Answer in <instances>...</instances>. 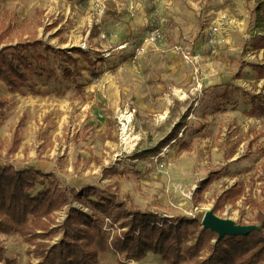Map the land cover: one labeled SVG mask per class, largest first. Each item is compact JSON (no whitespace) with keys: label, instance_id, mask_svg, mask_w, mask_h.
Masks as SVG:
<instances>
[{"label":"rangeland","instance_id":"374dc122","mask_svg":"<svg viewBox=\"0 0 264 264\" xmlns=\"http://www.w3.org/2000/svg\"><path fill=\"white\" fill-rule=\"evenodd\" d=\"M256 8L257 0H0V31L12 26L4 44L41 39L53 48L23 89L10 94L1 83L0 96L9 98L12 124L26 116L25 143L63 184L117 182L143 208L202 220L240 182L242 197L217 214L254 223L247 198L264 202V116L250 113L264 84L248 65L264 62V47H253ZM61 50L77 60L75 80L64 77L74 65ZM175 128L178 137L159 152L133 157ZM217 172L196 203L199 183ZM73 205L89 210L77 196ZM0 247V264L39 261L16 232L0 233ZM100 264L165 262L151 252L140 261L107 253Z\"/></svg>","mask_w":264,"mask_h":264},{"label":"trees","instance_id":"16d2710c","mask_svg":"<svg viewBox=\"0 0 264 264\" xmlns=\"http://www.w3.org/2000/svg\"><path fill=\"white\" fill-rule=\"evenodd\" d=\"M257 16L261 34L254 36V49L264 47V0H257ZM12 32V26L0 31V82L10 92L23 89L30 74L38 69L41 61L48 62V52L53 50L41 39L19 40L4 44ZM43 46V53L38 49ZM72 51L86 55L80 47ZM64 55L69 54L61 50ZM73 68H64V77L75 80L81 75L77 60L72 56ZM90 63L92 59L88 57ZM257 80L264 79V62H250ZM46 75L57 76L51 68H45ZM40 75L41 72H38ZM252 115L264 116V102L259 94L253 95ZM9 99L0 97V117L6 114ZM26 116L20 117L9 141L0 139V233L20 234L39 261L27 264H100L107 253L118 255L119 260L140 261L148 253L159 255L165 264H264V202L247 198L257 210L254 223L259 229L250 233L218 234L202 226L201 218L195 216L164 215L150 207H141L129 195L122 192L121 185L100 188L83 186L80 190L63 184L53 172H45L34 165L16 168L9 161L22 142ZM158 146L136 152L140 158L157 153L177 138V128ZM189 146L183 144L182 148ZM112 172L105 168L104 174ZM212 174L202 180L193 193L196 203L202 200L207 187L218 178ZM244 186L237 182L220 193L214 200L215 213L223 211L227 204L233 206L242 197ZM87 205L89 210L73 205L74 197ZM67 207L66 217L57 223L54 214ZM239 223L245 224L243 221ZM3 249L0 247V260Z\"/></svg>","mask_w":264,"mask_h":264},{"label":"crops","instance_id":"0c3cea01","mask_svg":"<svg viewBox=\"0 0 264 264\" xmlns=\"http://www.w3.org/2000/svg\"><path fill=\"white\" fill-rule=\"evenodd\" d=\"M261 81H262V84H264V79H261ZM1 83H3V82H0V84ZM5 87L7 88L6 85H5ZM8 91H9V89H8ZM9 93L16 95V92H10L9 91ZM257 94H259L260 100L262 102H264V91H263V93H261L259 91ZM0 97H3V96H0ZM4 98L9 99L8 97H4ZM6 112L7 113L4 116H2L1 119H0V139L5 140V141H9L10 138H11L12 132L15 129L20 117L23 116L24 114L20 113L18 116H16V118H15V120H13V124H12V122H11L12 118L9 115L10 114V110L8 111V108H7ZM33 141L34 140L31 139L30 143H33ZM34 153H35V151H34L33 147L31 145H27L25 143V136H22V142H21V145L19 147V150L13 156H11L9 162L12 165H14L16 168H26V167H28L30 165H34L37 168L41 169V167L39 166V162L37 161V158H36L37 154L36 153L34 154ZM0 162L1 163H6L7 161L0 157ZM60 211H64L65 212V217H66L67 207L63 208L62 210L56 211L55 214L53 215L54 218L56 219L57 223H61L65 219V217H64V219L62 220V217H61L62 221L61 222L58 221L56 213H58Z\"/></svg>","mask_w":264,"mask_h":264},{"label":"water","instance_id":"95a60500","mask_svg":"<svg viewBox=\"0 0 264 264\" xmlns=\"http://www.w3.org/2000/svg\"><path fill=\"white\" fill-rule=\"evenodd\" d=\"M202 226L218 234L219 239L226 235L248 234L253 229H259L256 223H238L232 218L221 217L214 211V206L207 209L202 219Z\"/></svg>","mask_w":264,"mask_h":264},{"label":"built area","instance_id":"2783aa9c","mask_svg":"<svg viewBox=\"0 0 264 264\" xmlns=\"http://www.w3.org/2000/svg\"><path fill=\"white\" fill-rule=\"evenodd\" d=\"M64 217H65V212H64L63 215H62V220L64 219Z\"/></svg>","mask_w":264,"mask_h":264},{"label":"bare ground","instance_id":"6f19581e","mask_svg":"<svg viewBox=\"0 0 264 264\" xmlns=\"http://www.w3.org/2000/svg\"><path fill=\"white\" fill-rule=\"evenodd\" d=\"M209 207H210V205L207 204V205H206V208H209Z\"/></svg>","mask_w":264,"mask_h":264}]
</instances>
